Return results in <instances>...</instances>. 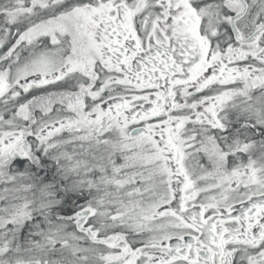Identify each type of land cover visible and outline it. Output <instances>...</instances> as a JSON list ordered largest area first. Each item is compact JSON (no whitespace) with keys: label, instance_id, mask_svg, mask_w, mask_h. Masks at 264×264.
I'll list each match as a JSON object with an SVG mask.
<instances>
[{"label":"snow or ice","instance_id":"6c2138e0","mask_svg":"<svg viewBox=\"0 0 264 264\" xmlns=\"http://www.w3.org/2000/svg\"><path fill=\"white\" fill-rule=\"evenodd\" d=\"M0 264H264V0H0Z\"/></svg>","mask_w":264,"mask_h":264}]
</instances>
